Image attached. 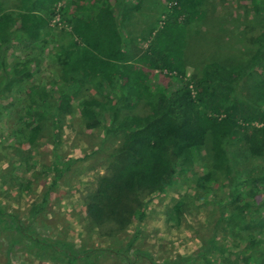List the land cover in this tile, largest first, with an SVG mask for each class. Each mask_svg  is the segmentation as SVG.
<instances>
[{
    "label": "trees",
    "instance_id": "1",
    "mask_svg": "<svg viewBox=\"0 0 264 264\" xmlns=\"http://www.w3.org/2000/svg\"><path fill=\"white\" fill-rule=\"evenodd\" d=\"M143 1L14 0L10 7L17 10L11 12L0 0V96L18 88L13 100L8 101L9 109L18 111L11 137L31 147L48 123L55 129L75 113L84 125L99 123L108 137L119 135L115 145L98 148L109 151L108 160L84 201L87 230H99L108 239H121L134 218L142 221L151 196L164 193L183 167L194 170L199 165L198 186L208 191L214 185H227V200L217 205V221L222 219L227 230L215 229L214 222L211 236L214 241L219 232L224 236L228 230L236 233V249L223 248L229 255L227 263L233 264L232 258L235 263L264 264V0L248 3L259 30L247 38L251 53L229 56L231 66L214 61L200 65L196 77H187L184 49L189 32L195 30L194 22L207 20L208 25L211 19L219 31L229 29L227 40L234 42V48L238 43L237 39L232 41L233 30L240 36L250 33L253 20L228 28L229 22L221 14L215 16L202 9L207 0H164L165 20L158 28L152 27L145 47L136 50L123 37L122 27L131 13L141 9ZM53 20L56 22L51 25ZM111 22L117 29L116 37L103 30V23ZM210 25L199 37L207 42L214 38ZM198 33L195 30L193 34ZM8 47L15 54H6ZM49 67L52 75L45 81L37 78ZM157 70L167 74L153 75ZM92 91H98L99 96L92 97ZM139 108L145 113L138 114ZM103 118L107 122L101 121ZM18 149L8 147L7 154L19 155ZM31 160L32 156L24 154L15 158V170L22 176L7 178L4 174L2 178L18 183L17 194H31L32 180L23 178L35 167ZM59 164L51 167L55 168L54 181L42 202L32 205L33 218L46 206L51 189L70 168L68 165L59 170ZM184 213L185 201L178 200L169 216L178 221ZM1 225L4 229L13 226L18 236L29 235L23 231L29 226L24 228L17 214L7 215L3 208ZM33 239V243L27 241L28 247L65 264H99L102 257L101 264L110 259L134 264L129 253L135 258L139 254L130 243L114 242L109 249L97 250L74 248L59 239ZM20 242L12 241L13 245ZM209 253L212 249L203 242L197 256L183 260L191 262V258H205ZM204 264L215 262L205 259Z\"/></svg>",
    "mask_w": 264,
    "mask_h": 264
},
{
    "label": "rangeland",
    "instance_id": "2",
    "mask_svg": "<svg viewBox=\"0 0 264 264\" xmlns=\"http://www.w3.org/2000/svg\"><path fill=\"white\" fill-rule=\"evenodd\" d=\"M4 3L9 11L17 10L15 7H10L14 0H3V7ZM248 3L249 0H207L202 9L208 10L215 16L221 14L229 22L227 27L230 28L240 24L248 25V22L254 19ZM164 5V0H144L141 9L131 13L129 20L123 23L122 35L131 41L136 50L145 47L152 27L158 28L160 22L165 20L162 11ZM206 21H195L193 29L198 30L199 33L193 34L195 30L190 31V37L188 35L185 40L184 49L188 62L187 77H196L200 72V65H208L214 61L226 67L230 65L229 56L241 53V56L245 57L248 51L251 53L250 40L247 38L259 33L258 27L254 26V20L251 23L253 31L250 33L240 36L238 30H233L235 35L232 41L237 39L238 43V46L233 48L234 42L227 40L231 36L229 29L219 31L220 28L214 20L208 19V25ZM55 22L56 20H53L51 25ZM209 24H211L210 32L214 34L211 42L199 38L200 34L207 32ZM103 30L108 36L116 37L117 35L113 22L103 23ZM10 47L6 49V54H15L14 49ZM20 51L28 52L26 48ZM44 51L48 52L49 49L45 48ZM119 52L121 55L126 50ZM11 58L15 59L13 56ZM42 71H45L44 74L41 73ZM42 71L37 78L43 81L53 73L51 67L44 68ZM152 74L164 76L166 73L157 70ZM15 90L3 92L0 96V178L3 181L4 174L7 178L22 176L21 172L18 173L15 170L16 165L13 163L15 158L22 154L26 157L32 156L31 163H34L35 167L32 166L25 173L26 175H23V178L25 176L32 180L31 194L27 192L17 194L15 190L17 182L3 181L4 184H1L0 180V208H3L7 215L17 214L24 228L29 226L23 230L29 233L24 237L18 236L13 226H7L10 230L4 229L3 225L0 226V264H65L64 261L60 262V260L49 257L43 251L28 247L27 241L33 243L34 237L44 239L46 242L59 239V241L72 244L74 248L83 246L97 250L109 249L114 242L116 245L130 243L131 246L139 249L136 258L129 253L134 264H167L172 261H176L177 264L181 261H183L182 264H204L205 259L215 264H228L226 259L229 255L223 251V248L236 249V233L228 230L224 236L219 232L214 241L211 237L214 234V222H216L215 229L220 231L221 228H225L227 230L222 219L217 221L220 219L217 205L227 200V185L223 188L214 185L208 191L198 186L196 176L199 172V165H196L194 170H191L189 166L183 167L173 184L164 193L151 196V199L150 196H146L145 199H150V203L146 205L147 208L145 206V218L142 221L134 218L121 239H108L105 235L103 237L98 232L99 230H87L84 222L86 217L84 201L87 193L93 191L95 178L105 170L108 160L109 151L101 152L98 148L115 145L119 140V135L108 137L102 126L103 133L101 132L99 123L97 125L93 122L86 126L75 113L66 116L64 125L55 129L51 128L52 126L48 123L36 142L31 147L29 146L30 148L27 144L20 145L11 137L12 132L15 131V118L17 117L15 114L18 111L16 108L14 112L9 109L11 105L8 101L13 100L12 96L15 97ZM22 91L18 92L20 96ZM240 91L244 93L243 90ZM90 95L96 97L98 91H92ZM137 113L144 114L145 109L139 108ZM101 121L107 122V119L103 118ZM54 143L57 145L52 146ZM8 147L21 148L18 149L21 153L11 156L7 154ZM58 162L62 163L58 165L59 170H64L68 165L70 168L63 172L55 188L51 189L52 194L46 206L33 218L32 205L35 203L39 206L42 202L49 184L54 181L55 168L51 167ZM178 200L185 201V213L177 221V219H171L169 211ZM256 200L260 203V196L256 197ZM13 240H21V242L13 245ZM203 242L212 249V253L206 255L205 258H191V262L183 260L197 256L198 249ZM102 258L99 259V264L102 263ZM230 259L233 264H242L240 261L235 263V259ZM117 262L118 259H110L103 264H126Z\"/></svg>",
    "mask_w": 264,
    "mask_h": 264
},
{
    "label": "built area",
    "instance_id": "3",
    "mask_svg": "<svg viewBox=\"0 0 264 264\" xmlns=\"http://www.w3.org/2000/svg\"><path fill=\"white\" fill-rule=\"evenodd\" d=\"M164 73H166V72H164ZM167 74V73H166Z\"/></svg>",
    "mask_w": 264,
    "mask_h": 264
}]
</instances>
